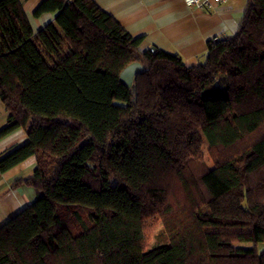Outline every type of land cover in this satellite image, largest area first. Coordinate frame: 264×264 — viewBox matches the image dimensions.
<instances>
[{"label": "trees", "instance_id": "1", "mask_svg": "<svg viewBox=\"0 0 264 264\" xmlns=\"http://www.w3.org/2000/svg\"><path fill=\"white\" fill-rule=\"evenodd\" d=\"M43 12L34 32L22 0H0V139L27 132L0 171L34 155L13 185L37 192L0 227V264H264V0L196 64L141 50L95 0ZM155 218L166 239L150 244Z\"/></svg>", "mask_w": 264, "mask_h": 264}, {"label": "crops", "instance_id": "2", "mask_svg": "<svg viewBox=\"0 0 264 264\" xmlns=\"http://www.w3.org/2000/svg\"><path fill=\"white\" fill-rule=\"evenodd\" d=\"M42 0H22L34 32L54 22L56 13L34 12ZM95 2L134 36H143L140 49L151 47L179 53L188 64L202 62L207 42L238 29L248 0H227L211 9L189 7L184 0H95ZM9 112L0 98V128ZM27 132L19 128L0 139V157L24 143ZM36 168L30 156L5 172L0 171V227L37 198L34 187L14 186L17 179L27 178Z\"/></svg>", "mask_w": 264, "mask_h": 264}, {"label": "rangeland", "instance_id": "3", "mask_svg": "<svg viewBox=\"0 0 264 264\" xmlns=\"http://www.w3.org/2000/svg\"><path fill=\"white\" fill-rule=\"evenodd\" d=\"M145 232L150 244H155L166 239V232L160 218L147 221ZM235 245L239 247H252L254 243L250 241L236 242ZM257 246L259 250L264 249V242L259 243Z\"/></svg>", "mask_w": 264, "mask_h": 264}, {"label": "water", "instance_id": "4", "mask_svg": "<svg viewBox=\"0 0 264 264\" xmlns=\"http://www.w3.org/2000/svg\"><path fill=\"white\" fill-rule=\"evenodd\" d=\"M152 51H154L156 48L151 47ZM144 69L143 65L139 61H134L130 64H128L120 73V79L121 81L126 84L127 86H131L133 83L134 76L142 72Z\"/></svg>", "mask_w": 264, "mask_h": 264}, {"label": "built area", "instance_id": "5", "mask_svg": "<svg viewBox=\"0 0 264 264\" xmlns=\"http://www.w3.org/2000/svg\"><path fill=\"white\" fill-rule=\"evenodd\" d=\"M225 1L227 0H184L187 6L202 9L214 8L216 5L221 4Z\"/></svg>", "mask_w": 264, "mask_h": 264}]
</instances>
